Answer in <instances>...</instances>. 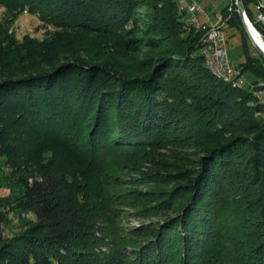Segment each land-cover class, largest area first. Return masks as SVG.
I'll return each mask as SVG.
<instances>
[{
    "label": "trees",
    "instance_id": "trees-1",
    "mask_svg": "<svg viewBox=\"0 0 264 264\" xmlns=\"http://www.w3.org/2000/svg\"><path fill=\"white\" fill-rule=\"evenodd\" d=\"M143 1L0 3L26 7L61 26L121 30L141 22L133 8ZM149 1L155 3L154 24L141 41L161 50L147 59V68L130 69L108 58L84 61L71 52L19 75L0 67V127L45 131L71 149L108 152L149 149L159 133L185 130L187 141L199 139L194 144L199 159L182 172L171 167L168 180L159 175L160 184L171 186L153 190L148 200L166 219L142 226L119 252L129 253L131 264H264V100L209 71L200 33L185 23L175 0ZM259 1L241 0L264 43V24L250 10ZM220 13L224 32L240 36V69L264 82V59L248 55V36L234 2ZM23 187L21 206L36 222L0 248V264H119L92 251L95 225L81 212L73 182L45 171ZM230 191L235 194L225 202Z\"/></svg>",
    "mask_w": 264,
    "mask_h": 264
},
{
    "label": "rangeland",
    "instance_id": "rangeland-1",
    "mask_svg": "<svg viewBox=\"0 0 264 264\" xmlns=\"http://www.w3.org/2000/svg\"><path fill=\"white\" fill-rule=\"evenodd\" d=\"M190 1L209 11L223 9L232 2L235 4V0ZM143 3L144 6L133 8L141 22L126 25L121 30L101 25L91 28L61 26L43 20L26 7L10 8L0 3V67H12L9 73L19 75L42 60L71 52L84 61L102 63L108 58L130 69L144 70L149 63L147 59L161 49L142 44L149 26L154 24L151 8L155 4L149 0ZM250 10L255 19V7L250 6ZM181 35L186 36L185 33ZM225 36L228 61L238 73V85L228 84L236 89H250L257 95L263 93L264 82L256 81L239 67L244 59L240 36L231 30L225 32ZM245 45L249 56L259 57L248 38ZM3 76L0 75V80ZM10 118L12 115L5 122ZM37 131L14 128L13 125L0 127V248L36 222L35 217L21 206L23 182L39 179L46 171L73 182L81 212L95 225L92 251L100 256L115 257L119 264H131L130 254L119 252L121 245L128 238H137L142 226L167 217L164 211L158 212L154 208L152 200H148L150 192L170 187V182L163 185L160 179L168 180L171 172H182L199 159V149L195 147L199 139L193 137L187 141L189 136L185 130L183 133L173 130L159 133L158 143L149 149L109 152L71 149L54 135ZM171 167L176 170L169 172ZM8 168L12 171L8 172ZM159 175L163 177L159 179ZM228 194H224L225 202L235 193L230 191ZM228 205L231 210V203ZM145 208L147 211L142 213Z\"/></svg>",
    "mask_w": 264,
    "mask_h": 264
},
{
    "label": "built area",
    "instance_id": "built-area-1",
    "mask_svg": "<svg viewBox=\"0 0 264 264\" xmlns=\"http://www.w3.org/2000/svg\"><path fill=\"white\" fill-rule=\"evenodd\" d=\"M264 0H260L254 7L257 11L256 22L264 24ZM186 3L184 10V21L189 23V27L200 33L201 49L200 53L206 57V61L211 68L218 70L223 75H230L238 83L236 77L238 73L230 65L227 56V40L225 36V20L221 13L216 14L211 19L206 11L190 0H183ZM264 98V92L261 93Z\"/></svg>",
    "mask_w": 264,
    "mask_h": 264
},
{
    "label": "bare ground",
    "instance_id": "bare-ground-1",
    "mask_svg": "<svg viewBox=\"0 0 264 264\" xmlns=\"http://www.w3.org/2000/svg\"><path fill=\"white\" fill-rule=\"evenodd\" d=\"M175 1H176L177 5L179 6L180 10L184 13V10H186V3H184L183 0H175ZM186 23L189 26V23L187 21H186ZM251 36H252V39H253L254 43L257 45V47L264 53V43L261 42V40H260L261 37L258 36V34H256L254 31H251ZM201 55L204 58L206 67L209 69V71L212 74H214L218 78H221L226 83H231L233 85V87H236V85H238V83L232 78V76L223 75V73H219L218 70H216L214 68H211V65L208 64L207 61H206V57L203 54H201ZM257 97L259 99H261V100H264V98H261V93L259 95H257Z\"/></svg>",
    "mask_w": 264,
    "mask_h": 264
},
{
    "label": "water",
    "instance_id": "water-1",
    "mask_svg": "<svg viewBox=\"0 0 264 264\" xmlns=\"http://www.w3.org/2000/svg\"><path fill=\"white\" fill-rule=\"evenodd\" d=\"M235 5L237 8V13L240 17L241 23L243 25V28L248 36V39L250 40L252 46L254 47L256 52L259 54V56H261L264 59V53L257 47V45L254 43L252 36H251V31H254L256 34H258V36H260L259 33L256 31V29L253 27L249 19L246 17L241 0H235ZM260 40L263 43L262 39Z\"/></svg>",
    "mask_w": 264,
    "mask_h": 264
},
{
    "label": "crops",
    "instance_id": "crops-1",
    "mask_svg": "<svg viewBox=\"0 0 264 264\" xmlns=\"http://www.w3.org/2000/svg\"><path fill=\"white\" fill-rule=\"evenodd\" d=\"M230 2H231V0H230ZM203 9L206 11V13H207L208 15H210L211 19L213 18L214 15L220 13V11L222 10V9H220V10H217V11H216V10H214V11H209V10H207L205 7H204Z\"/></svg>",
    "mask_w": 264,
    "mask_h": 264
},
{
    "label": "clouds",
    "instance_id": "clouds-1",
    "mask_svg": "<svg viewBox=\"0 0 264 264\" xmlns=\"http://www.w3.org/2000/svg\"><path fill=\"white\" fill-rule=\"evenodd\" d=\"M7 171H8V172H11V171H12V169H11V168H8V169H7Z\"/></svg>",
    "mask_w": 264,
    "mask_h": 264
}]
</instances>
